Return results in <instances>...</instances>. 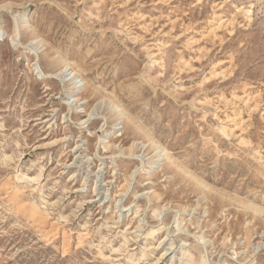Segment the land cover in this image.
Segmentation results:
<instances>
[{"label":"rangeland","instance_id":"374dc122","mask_svg":"<svg viewBox=\"0 0 264 264\" xmlns=\"http://www.w3.org/2000/svg\"><path fill=\"white\" fill-rule=\"evenodd\" d=\"M0 264H264V0H0Z\"/></svg>","mask_w":264,"mask_h":264},{"label":"bare ground","instance_id":"6f19581e","mask_svg":"<svg viewBox=\"0 0 264 264\" xmlns=\"http://www.w3.org/2000/svg\"><path fill=\"white\" fill-rule=\"evenodd\" d=\"M23 27H27L26 24H24ZM70 69L68 68L67 66V63L66 61H64L63 63V68L62 70H60V72L58 74H61L63 75L65 78H68V80H70L72 82V85L75 87V89L77 88V80H76V77H74V73L72 72H68ZM56 74V76L58 75ZM83 123V122H82Z\"/></svg>","mask_w":264,"mask_h":264}]
</instances>
